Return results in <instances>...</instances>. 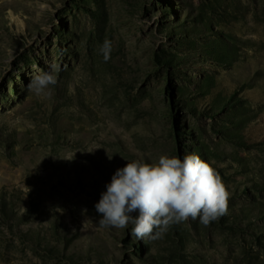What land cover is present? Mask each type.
<instances>
[{
  "label": "rangeland",
  "instance_id": "374dc122",
  "mask_svg": "<svg viewBox=\"0 0 264 264\" xmlns=\"http://www.w3.org/2000/svg\"><path fill=\"white\" fill-rule=\"evenodd\" d=\"M0 264H264V0H0Z\"/></svg>",
  "mask_w": 264,
  "mask_h": 264
}]
</instances>
